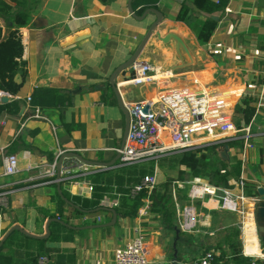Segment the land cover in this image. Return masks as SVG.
<instances>
[{"label": "crops", "instance_id": "0c3cea01", "mask_svg": "<svg viewBox=\"0 0 264 264\" xmlns=\"http://www.w3.org/2000/svg\"><path fill=\"white\" fill-rule=\"evenodd\" d=\"M128 1L41 0L31 23L20 27L27 75L20 91L7 102L26 100L36 88L49 87L68 94L70 104L64 118L56 108L40 109L43 118L34 116L36 109L29 115L31 108L26 103L19 113L9 114L10 118L0 129V191L8 195V207L2 209L3 217L0 219V240L14 225H20L28 235H43L50 218L46 217L45 222H41L43 216L38 213V207L54 211L58 191L63 189L72 194L67 189L68 185L62 186L54 183L52 178L42 177V169L36 167L38 164L53 162L56 153L62 150L59 159L64 156L63 165L70 169L79 162L105 165L115 157L112 148L123 143L129 119L117 101L110 78L136 51L157 18L154 11H149L143 19H138L130 11ZM246 1L253 6L250 2L253 0ZM182 3L198 12L193 0H160V7L154 9L163 17L139 57L172 70L174 77L163 85L165 88L198 87L201 83L200 87L205 86L227 98L232 110L241 95L247 93L255 98L257 109L253 125L257 136L253 140V149L257 147V151L255 155L251 154L253 149L250 151L248 166L252 167V172L250 176L248 173V181L249 185L258 186L264 181V163H260V148L264 149V0H259L255 7L240 0H229L223 12L210 16L199 13L206 26L213 20L217 22L214 34L205 44L198 42L190 25L177 19ZM139 8H133L138 16L141 15L137 13ZM131 74V66L117 73V91L120 89L126 99L138 102L143 100L145 91L153 89V84H122ZM195 79L198 83H194ZM230 98H233V104ZM34 131L35 135L32 134ZM14 144H18L17 149L10 152ZM231 147L227 156L235 159ZM219 148L223 150L224 146ZM6 152L17 155L20 168L17 174L3 175L2 156ZM68 152L81 157L65 156ZM155 166L157 180L162 182L166 177L162 176L160 166ZM80 190H75L72 195H77ZM121 196L114 192L106 198L114 200L119 197L121 200ZM84 197H90L89 193ZM250 198L248 196L245 202L249 212L255 205ZM261 201L262 196L257 197V205ZM132 210L128 204L119 211L126 213ZM210 211H201L199 228L192 233L198 234L196 240L191 235L190 238L178 237L177 254L182 258L176 264L191 263L203 250L210 249V241L206 240L209 239L208 234H218L217 231L223 228L209 230L212 225ZM125 213L118 214L115 225H106L109 214L105 211L73 215L71 223L97 221L98 224L76 229L73 241L47 242L46 246L52 249L50 256L54 264H115L114 250L135 236L140 227L146 236V254L154 261L152 264H171L175 230L167 228L154 212L145 218ZM225 213L224 226L235 223V214L231 211ZM208 214L209 218H204ZM87 216L91 218L88 221L85 220ZM110 218H113V213ZM247 219L249 222L244 228L247 251L260 255L252 215H247ZM260 232L264 234V229ZM20 239L21 234H17L13 243L3 247L0 253L13 257L18 264H27L24 261L27 252L35 251L37 243L28 250L21 247L18 250L16 246Z\"/></svg>", "mask_w": 264, "mask_h": 264}, {"label": "built area", "instance_id": "2783aa9c", "mask_svg": "<svg viewBox=\"0 0 264 264\" xmlns=\"http://www.w3.org/2000/svg\"><path fill=\"white\" fill-rule=\"evenodd\" d=\"M131 77L124 81L128 86L153 84V89L145 91L141 101L133 102L125 98L119 89L121 104L126 110L129 125L125 141L118 147L112 148L117 161L112 165H94L86 162L71 167L58 164L59 157L63 154L60 150L51 163L38 164L40 175L44 178H52L54 183L68 185L67 189L77 195L92 196L93 178L99 171L114 170L120 166H129L142 162L152 161L168 157L190 149H197L210 144H222L225 142H242L241 146H232L235 155L234 166L241 170L239 180L231 187L214 186L206 180H193L191 182L174 180L172 184V196L177 208L178 227L186 233L197 231L202 217V210L222 209L226 211L242 213L244 204L248 199L245 189L249 186V154L254 148L253 140L257 134L254 129L253 119L249 124L238 127L231 114L232 105L227 104L219 92L213 93L205 86H179L165 88L163 85L174 77L172 70L156 66L149 60L138 57L131 64ZM194 83H198L195 79ZM14 95L0 91V104L9 101ZM6 99V100H5ZM27 102L31 101L28 96ZM34 116L40 115V109L36 108ZM9 114L0 117V129L7 123ZM55 129V126H53ZM30 168V167H29ZM2 170L4 176L17 174L20 171L18 157L15 153L6 152L2 156ZM156 174H146L140 182L127 186L130 189L128 204L133 209L135 199L140 192H147L143 199V205L137 211L139 218L146 217L151 212V200L149 195L158 184ZM258 189L260 185H255ZM178 189H187L189 202L181 204L178 199ZM102 198L101 205L124 210L119 197L112 200ZM201 202V209L196 205ZM8 207L7 192L0 191V219L3 217L2 209ZM204 211V210H203ZM208 213V212H207ZM209 214L204 218H209ZM85 217V220H90ZM100 220L101 218L98 217ZM245 234V231H243ZM146 236L142 229L136 230V235L128 242L114 250L115 264H152L147 256ZM216 254L213 250L202 251L191 264H218L215 261ZM243 254L249 257H261L264 254L255 255L247 251L244 242ZM39 264H54L52 259L43 254L38 257ZM255 264V262H252Z\"/></svg>", "mask_w": 264, "mask_h": 264}, {"label": "trees", "instance_id": "16d2710c", "mask_svg": "<svg viewBox=\"0 0 264 264\" xmlns=\"http://www.w3.org/2000/svg\"><path fill=\"white\" fill-rule=\"evenodd\" d=\"M41 0H0V91L8 92L16 95L24 85L27 68L26 62L23 60L24 45L20 33V27L27 26L31 23L32 15L37 11ZM229 0H193L195 10L191 9L186 3L180 6L177 19L186 22L190 25L200 44L208 43L217 28L215 20L209 26H206L204 21L199 17L202 15H212L214 13L223 12L228 5ZM160 0H133V8H139L137 13L142 14L147 8H159ZM233 103V98L229 99ZM26 103L30 105L31 115L36 108H56L60 111L61 117L64 118L65 110L70 104V96L62 93L59 89L49 87H38L31 95V101L14 99L10 102L0 104V117L3 114H17L21 111L22 106ZM256 100L251 95L245 93L241 95L239 102L234 107L237 117L232 116L238 127L243 124H249L256 113ZM35 135V131L32 133ZM227 145L241 146L242 142H225L222 144H210L197 149H190L180 153L171 155L172 159L181 167L187 168L180 170V176L176 180L187 181V177L191 176L196 179H202L210 182L214 186L231 187L233 183L240 178L241 170L234 166L232 157L223 158L220 146ZM18 144H14L10 152H15ZM261 160L264 163V149L260 148ZM169 157V156H168ZM52 158V157H51ZM165 158V157H164ZM163 159V158H162ZM155 163L142 162L129 166H120L114 170L99 171L93 178L94 186L91 197L72 195L68 191L61 189L57 192V208L54 211H49L46 208L38 207V213L43 216L41 222H45L46 217L56 218L57 221H52L50 224L51 234L47 239H40L28 235L19 230L13 231L2 244L3 247L12 244L17 234H21V239L16 248H25L26 250L32 247V244L37 243L35 251L27 252V258L24 260L27 264H39L38 257L46 254L50 258L52 249L46 246L50 241H73L75 238L76 229L83 226L92 227L97 223L81 222L71 223L70 219L73 215L82 216L85 214H96L105 211L109 214V219L106 224L112 220V213L108 207L101 205V200L107 195H113L114 192L121 194V206H128L130 189L127 186L140 182L141 178L146 174H154ZM174 179L168 177L159 182L155 189L149 195L151 200V212H154L161 219L162 223L169 229H174L177 224V208L172 196V184ZM117 188H114L113 186ZM178 199L181 203L189 202L187 197V189H178ZM245 194L249 197L259 196L258 189L255 186H247ZM147 197V192H140L133 204L131 212L125 213L128 216L134 217L140 206L143 205V199ZM201 209V202L197 204ZM66 208L69 212L66 213ZM205 210V209H203ZM223 210H211L212 225L209 230H216L218 227L223 228L217 231L222 235L221 241L216 243V249L219 252L216 254L215 261L218 264H264V259H253L243 254V241L240 238L241 229L236 223L226 225L225 213ZM128 213V214H127ZM40 221V220H38ZM208 230V231H209ZM261 247L264 252V234L260 232L258 227ZM192 233L180 231L179 237L190 238ZM192 236V235H191ZM179 240V239H178ZM213 250V249H207ZM207 250H203L207 251ZM214 251V250H213ZM216 253V251H214ZM61 257V254L58 258ZM182 255H178L180 261ZM0 264H18L13 257L6 256L0 253Z\"/></svg>", "mask_w": 264, "mask_h": 264}, {"label": "water", "instance_id": "95a60500", "mask_svg": "<svg viewBox=\"0 0 264 264\" xmlns=\"http://www.w3.org/2000/svg\"><path fill=\"white\" fill-rule=\"evenodd\" d=\"M132 1H133V0H129V1H128V7H129L130 11L134 14V16H136L138 19H143L149 11H154V12L156 13V15H157V18H156V20L151 24L149 30L147 31L146 35L144 36L143 40H142L141 43L139 44V46H138V48L136 49V51H135V52L132 54V56L127 60V62L121 64V65H120V66L114 71V73L112 74V76H111V78H110V82H111V84H112V86H113V89H114V91H115V93H116L117 101L119 102L120 105H121V99H120V96H119V92L117 91V84H116V81H115V78H116V76H117V73H118L119 71H121V70L127 68V67H130L131 64L133 63V61L139 57V55L141 54V52H142L144 46L146 45V43H147V41H148V39H149L151 33H152L153 30L156 28V26L161 22V19H162V17H163V14H162L160 11H158V10L152 8V7L147 8L146 11L143 12V14H141L140 16L136 15V14L134 13V9H133V5H132ZM5 100H6V99H5ZM128 125H129V122H128ZM127 130H128V128H127ZM127 130H126V132H125L126 134H127ZM125 137H126V135H125ZM125 137H124L123 143H124V141H125ZM123 143H122V144H123ZM227 154H228V146L225 145V146H224V149L221 151V155H222L223 158H228ZM65 156H77V157H81L80 155H78V154L75 153V152H68V153H65ZM63 157H64V156H62V157L59 159V161H58V164H59V165L61 164V162H62V160H63ZM117 159H118V156H115L111 161H109V162L107 163V165H112V164H114V163L117 161ZM258 192H259V195H260V196L264 197V187H259V188H258ZM108 209L113 213V218H112V220L108 223V225H115V223H116V221H117L118 212H117V210H116L115 208L108 207ZM259 212H260L261 216L264 218V204H263V203H260V204H259ZM52 221H57V219H56V218H50V219L47 221V223H46V232H45L43 235H38V236H37V235H33V237L40 238V239H47V238L50 236V234H51L50 224H51ZM106 225H107V224H106ZM15 230H19V231H22V232L26 233L25 229H23L20 225H14V226H13V227L7 232V234L2 238V240H0V248H1L2 244L4 243L5 239H6V238H7V237H8L13 231H15ZM180 231H181L180 228H179L178 226H175V232H176V239H175V241H174V249H175V251H174V254H173V258H172L171 264H176V263H177V260H178V254H177V253H178V250H177V248H176V242H177V239H178V237H179V233H180ZM29 234H30V233H29ZM30 235H32V234H30Z\"/></svg>", "mask_w": 264, "mask_h": 264}, {"label": "rangeland", "instance_id": "374dc122", "mask_svg": "<svg viewBox=\"0 0 264 264\" xmlns=\"http://www.w3.org/2000/svg\"><path fill=\"white\" fill-rule=\"evenodd\" d=\"M246 4H249L251 6V4L249 3V1H246V0H240ZM251 3H253V6L251 7H255L257 5H259V0H253V1H250ZM159 66V65H157ZM220 83H222V79L220 81ZM204 87V86H203ZM225 89V88H223ZM226 90V89H225ZM227 99V98H226ZM239 101L236 102V104L238 103ZM233 104V103H232ZM232 108V107H230ZM231 114L232 116L237 117V114L236 112H234V110H231ZM253 123H254V120H253ZM244 125V124H243ZM242 125V126H243ZM221 147V146H220ZM219 150L221 151L222 149L219 148ZM255 151H257V147L255 149L252 150V153L253 155H255ZM250 155V154H249ZM252 155V156H253ZM232 157V156H231ZM232 160H234V156L232 157ZM147 162H153L155 163L159 168L160 170L162 171V176H164L165 179H167L168 177L176 180L179 176H180V170H181V166L178 165L173 159H172V156L170 155L169 157H166V158H163V159H158V160H152V161H147ZM156 167V166H155ZM180 168V169H179ZM250 170H249V176L251 175V166H249ZM253 176V175H252ZM260 177V176H259ZM164 179V180H165ZM193 180H202V179H196L194 177H191V176H188L187 177V182H191ZM261 181V180H260ZM260 186H262V184L264 185V181H261L260 183ZM257 197L259 198V196H256V197H252L250 199L253 200V202L255 203V205H252L251 206V211L249 212V208H248V205L247 203H245L244 205V210L242 213H237L236 212H232L234 217V221H235V224L237 223L241 229V233H240V238L242 239L243 241V247H244V242H245V235H244V232L245 229H244V223H245V216H249V215H252L253 217V220H254V226L256 228V234H257V237L259 239V246H260V251L262 254H264L263 250H262V247H261V240H260V237H259V232H258V227L260 228L261 231H263L264 229V218L261 216L260 212H259V204L257 205V202H256V199ZM258 202H260V200H258ZM181 203V202H180ZM249 203V202H248ZM261 203L264 204V197H262V201ZM183 204V203H181ZM246 207V208H245ZM94 217V216H93ZM199 228V227H198ZM193 237H195L194 239L196 240V236H198V234H191ZM209 236V239H206L208 241H210V249H213L214 251H216V253L219 252L218 249H216V243L221 241V238H222V235H216V234H208ZM199 237V236H198ZM148 248V246H147ZM253 258V257H252ZM253 259H261V257H254ZM192 262V260H191ZM188 264H191L190 262Z\"/></svg>", "mask_w": 264, "mask_h": 264}, {"label": "bare ground", "instance_id": "6f19581e", "mask_svg": "<svg viewBox=\"0 0 264 264\" xmlns=\"http://www.w3.org/2000/svg\"><path fill=\"white\" fill-rule=\"evenodd\" d=\"M122 84H125V83H122ZM247 222H249V221H248V219H247V216H245V224H244V228H245Z\"/></svg>", "mask_w": 264, "mask_h": 264}]
</instances>
